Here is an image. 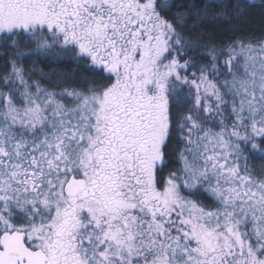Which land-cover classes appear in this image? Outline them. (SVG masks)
<instances>
[{
  "label": "snow or ice",
  "instance_id": "snow-or-ice-1",
  "mask_svg": "<svg viewBox=\"0 0 264 264\" xmlns=\"http://www.w3.org/2000/svg\"><path fill=\"white\" fill-rule=\"evenodd\" d=\"M257 12L0 0V264H264Z\"/></svg>",
  "mask_w": 264,
  "mask_h": 264
},
{
  "label": "trees",
  "instance_id": "trees-1",
  "mask_svg": "<svg viewBox=\"0 0 264 264\" xmlns=\"http://www.w3.org/2000/svg\"><path fill=\"white\" fill-rule=\"evenodd\" d=\"M248 28L255 33H259L260 31L264 30V22L261 21V18L258 12L254 14L252 22L248 26ZM217 31L220 34L225 35V36L229 34L227 28L217 29Z\"/></svg>",
  "mask_w": 264,
  "mask_h": 264
}]
</instances>
